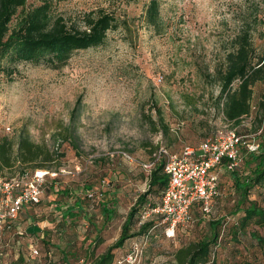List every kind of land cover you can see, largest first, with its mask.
<instances>
[{
  "label": "rangeland",
  "instance_id": "374dc122",
  "mask_svg": "<svg viewBox=\"0 0 264 264\" xmlns=\"http://www.w3.org/2000/svg\"><path fill=\"white\" fill-rule=\"evenodd\" d=\"M39 2L27 0L26 6ZM147 3L52 0V13L70 27L83 29L84 17L99 12L111 14L116 25L106 31L100 45L73 51L60 67L19 62L11 79L0 76V138L15 141L20 130H25L33 142L44 143L57 155L62 154L58 169L71 174L56 177L57 188L70 193L56 197L60 205L72 202L75 195L82 196L84 191L80 190L93 189L103 194L101 200L114 201L108 204L113 212L109 220L104 221L97 205L88 202L90 217L82 218L80 213L74 224L67 222L61 227L63 233L58 236L56 223L50 222L45 208L50 200L45 190L39 208L30 210V215L23 211L17 216V230L0 233V264L14 262L19 251L25 257L22 264H83L81 259L63 262L59 250L75 251L81 256L95 235L102 240L93 251L94 256L99 255L116 240L126 213L146 190L147 174L139 164L148 162L152 148L163 146L177 153L230 128H235L244 142L253 140L259 148L247 154L241 146V162L234 176L220 171L218 195L210 212L204 215L193 209L192 221L172 233L156 224L145 240H128L117 259L123 258L131 242L136 241L142 247L137 264L167 262L176 248L208 237L210 223L220 222L224 229L220 227L215 264H244L242 260L252 263L253 257L247 255L252 248L247 233L254 229L252 225L238 229L231 239L228 230L237 223L241 207L250 202L262 203L264 185L254 186L242 198L233 190L232 178L244 181L264 146V126L262 123L259 127L255 117L257 104L264 101V80L252 84L249 114L237 125L223 119L217 96L225 55L241 29L249 32L253 53H264V0H159L155 24L145 20ZM235 85L233 82L231 89ZM74 106L77 114L71 119ZM159 115L168 128L166 133L154 131ZM120 153L129 158H121ZM18 172L4 171L0 176ZM150 198L158 202V196ZM55 208L52 205L50 210ZM31 228L38 230L36 234L46 232L53 244L47 248L45 259L46 251L35 246L38 242ZM257 232L264 238V227ZM29 243L37 250L36 257L26 250ZM254 249L259 257V250ZM230 256L236 263L226 259ZM260 260L264 264V259Z\"/></svg>",
  "mask_w": 264,
  "mask_h": 264
},
{
  "label": "trees",
  "instance_id": "16d2710c",
  "mask_svg": "<svg viewBox=\"0 0 264 264\" xmlns=\"http://www.w3.org/2000/svg\"><path fill=\"white\" fill-rule=\"evenodd\" d=\"M158 1L148 0L145 7L144 17L149 24H155L156 22ZM26 2L27 0H0V76L6 80L11 79L12 75L16 72L15 66L19 62L44 64L51 68L60 67L73 51L100 45L103 42L106 31L114 28L116 25L111 14L99 12L94 16L87 15L84 17L83 29L70 27L66 25L59 15L52 13V0H40L39 3L29 7L26 6ZM259 80H264V53L260 55L253 53L249 32L241 29L234 37L233 47L225 55L223 68L220 70L218 76L219 92L217 106L221 104V114L225 121L237 125L242 118L249 114L251 87L255 81ZM233 82L236 85L234 89H231ZM256 109L257 115L255 117H257V124L260 127L263 123L264 126V101H260ZM76 114L77 107L74 106L70 114L71 119L76 117ZM157 120L158 124H154V126L156 125L158 128H154V131L159 129L162 133H166L168 128L163 124L160 115ZM259 133L261 134V131ZM62 139L65 140V138ZM155 150V147L152 148L150 156ZM259 151L256 156L257 162L251 170L250 175L244 181L236 177L232 178L233 190H236L242 198L254 186L259 184L264 185V146H261ZM60 158H62V154L57 155L55 150L49 148L44 143L33 142L25 130H20L15 141H11L6 137L0 138V174L4 171L11 172L15 169L19 171L18 174L26 171L31 172L35 169L58 172ZM222 171L228 172L224 169ZM234 171L228 172L230 176H234ZM56 177L51 178L49 181H47L49 177H46L38 202L23 205L15 219L7 222L5 224L7 228L3 229L0 233L14 232V229L17 230L15 227L17 216L23 211L30 215V210L33 211L35 208H39L43 204L42 196L45 190L49 192L48 198H50L45 208L49 210L50 222L56 223L58 236L63 233L61 227L65 226L67 222L74 224L80 213H82V218L86 217L88 219L90 217L88 202H93L97 205L104 221L111 218L113 212L108 208V204H113L114 201L110 200L108 203L103 199L101 200L103 194L96 189L80 190L84 191L82 196L75 195L72 202L67 203L65 201L64 205H60L61 201L56 197H67L70 193L68 190H59L57 188ZM147 179L146 190L136 197L134 203L126 213L118 237L111 245L107 246L99 255L94 256V248L102 242L99 236L95 235L86 245L81 256L77 255L75 251L59 250L61 260L66 263L68 262V258H71L73 260L81 259L84 262L83 264H113L120 259H117L119 256L117 253L123 249L128 240L137 237L138 242L145 240L148 233L155 228L156 224L161 225L159 218L154 219L158 221L148 220L142 224H138L147 207L156 204L150 197L158 196L159 200L161 192L166 185L167 178L162 172L161 164L156 165L150 171ZM82 187L87 189L84 185ZM87 193H91V196L88 197ZM260 199L261 204L250 202L248 206L241 207V214L236 219L237 223L228 230L230 233L229 238L231 239L238 229L243 230L249 224L254 228L250 232H247L252 241V248L247 252L248 256L253 257L250 264H261L260 259H264V238L257 234V230L264 227V193L260 194ZM52 205L56 207L53 211L50 210ZM193 209L201 213L199 204L196 203L191 208V218L193 217ZM237 224L238 227L235 226ZM135 226H137V229L131 233L130 230ZM210 227L211 233L208 237L176 248L171 253L170 260L159 264H215L214 254L219 246L220 227L223 230L224 223L212 222L210 223ZM31 229L30 233L33 234L32 236L38 242L35 246L38 244V246L43 247L42 250L46 251L45 259L48 256L47 248L53 244L45 236L46 232L40 230L41 233L36 234L35 231L37 232L38 230L36 228ZM16 233L21 236L19 231H16ZM134 242L136 241H132L131 244ZM25 247L28 252L35 250L38 255L37 250L33 248L34 246L31 243L25 245ZM254 248L259 250V257H257ZM24 258L23 253L19 251L16 260L8 264H22L25 261ZM226 259L236 263L232 259V256ZM242 261L244 264L247 263L246 260Z\"/></svg>",
  "mask_w": 264,
  "mask_h": 264
},
{
  "label": "built area",
  "instance_id": "2783aa9c",
  "mask_svg": "<svg viewBox=\"0 0 264 264\" xmlns=\"http://www.w3.org/2000/svg\"><path fill=\"white\" fill-rule=\"evenodd\" d=\"M8 128H6V131ZM243 136L235 128L217 132L213 137L199 142L196 147H183L179 153H170L167 148L158 146L148 162L139 167L148 175L158 164L167 178L158 202L147 207L138 224L153 218L165 225V232L172 233L177 226L190 223V210L196 203L202 214L210 212L211 201L217 197L218 176L222 169L234 171L241 162L240 148L246 153L258 150V143L252 140L244 142ZM120 157L128 159L125 153ZM77 170V168H76ZM58 174H71L63 169L50 172L35 169L13 176H0V232L5 224L13 221L25 204L37 203L46 177L54 178ZM90 197L91 193H87ZM36 256L35 250L30 251ZM142 256L140 243H133L127 254L115 264H137Z\"/></svg>",
  "mask_w": 264,
  "mask_h": 264
},
{
  "label": "crops",
  "instance_id": "0c3cea01",
  "mask_svg": "<svg viewBox=\"0 0 264 264\" xmlns=\"http://www.w3.org/2000/svg\"><path fill=\"white\" fill-rule=\"evenodd\" d=\"M181 149H182V148H181ZM181 149H180V150H181ZM180 150H179L177 153H179ZM219 174H220V173H219ZM218 183H219V176H218ZM217 185H218V184H217ZM212 201H213V200H212ZM212 201H211V205H212ZM190 212H191V210H190ZM190 216H191V214H190ZM191 220H192V218H191ZM190 222H191V221H190ZM178 227H179V226H177L176 228H178ZM176 228H175V229H176Z\"/></svg>",
  "mask_w": 264,
  "mask_h": 264
}]
</instances>
